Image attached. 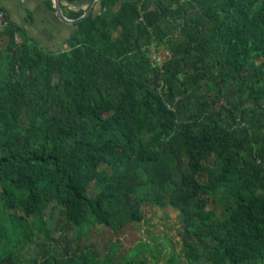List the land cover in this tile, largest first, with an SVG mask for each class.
Instances as JSON below:
<instances>
[{
  "label": "trees",
  "instance_id": "obj_1",
  "mask_svg": "<svg viewBox=\"0 0 264 264\" xmlns=\"http://www.w3.org/2000/svg\"><path fill=\"white\" fill-rule=\"evenodd\" d=\"M101 7L65 52L10 32L0 264L159 260L169 236L135 245L148 204L179 214L168 263L264 264V0Z\"/></svg>",
  "mask_w": 264,
  "mask_h": 264
},
{
  "label": "crops",
  "instance_id": "obj_2",
  "mask_svg": "<svg viewBox=\"0 0 264 264\" xmlns=\"http://www.w3.org/2000/svg\"><path fill=\"white\" fill-rule=\"evenodd\" d=\"M102 0H0V8L8 13L12 26L0 33V60L6 54L10 44V32L15 30L17 41H28L44 49L65 52L68 40L77 30V25L67 24L58 14L59 7L68 21H76L74 16H91L102 12ZM82 16V17H83ZM81 17V18H82Z\"/></svg>",
  "mask_w": 264,
  "mask_h": 264
},
{
  "label": "rangeland",
  "instance_id": "obj_3",
  "mask_svg": "<svg viewBox=\"0 0 264 264\" xmlns=\"http://www.w3.org/2000/svg\"><path fill=\"white\" fill-rule=\"evenodd\" d=\"M143 212L145 216V222L141 223L139 225L140 230L137 228L136 225L132 226L131 230H136L135 232V238L138 237L139 241L135 244L138 245L141 241L147 242V243H152L150 238H157L163 235L169 236L168 238H172L174 247H177V251H175L177 257H180V237L178 236L179 230H180V225L181 222L179 220V214L176 210H174L171 207H164L162 209L158 208L157 206H152V205H145L143 207ZM99 228L96 229L97 232H99ZM131 235L132 237L134 236L132 232L128 233L124 238L121 240V245L123 248V251L121 254V258L126 261L130 260L129 258H134L137 252H134L133 254H129L127 248L131 247V244L129 241L131 240ZM166 238V236L160 239H155L154 242L150 245L148 248V254L144 256V258L148 257L150 254L151 256H159V260L156 259H150L147 264H174L172 262H169V257L168 252L171 253V248L168 247V245H171L170 240ZM145 248L147 247L146 244ZM157 245L159 248L155 246ZM163 247V248H162ZM125 249V250H124ZM169 250V251H168ZM167 251V252H166ZM140 252V251H138ZM126 253V254H125ZM120 257V255H119ZM118 258V257H117ZM183 258V257H182ZM181 259V257H180ZM180 264H187L185 259L182 260Z\"/></svg>",
  "mask_w": 264,
  "mask_h": 264
},
{
  "label": "built area",
  "instance_id": "obj_4",
  "mask_svg": "<svg viewBox=\"0 0 264 264\" xmlns=\"http://www.w3.org/2000/svg\"><path fill=\"white\" fill-rule=\"evenodd\" d=\"M12 26L10 17L7 12L4 10L0 11V33L6 32L9 30ZM167 56L166 53H164L163 59ZM156 58V57H154Z\"/></svg>",
  "mask_w": 264,
  "mask_h": 264
},
{
  "label": "water",
  "instance_id": "obj_5",
  "mask_svg": "<svg viewBox=\"0 0 264 264\" xmlns=\"http://www.w3.org/2000/svg\"><path fill=\"white\" fill-rule=\"evenodd\" d=\"M58 14H59V16H60V18L63 20V21H66L67 22V24H70V25H77V24H79L80 22H82L83 20H85V19H88V18H90V16H91V9H89L87 12H86V14L82 17V18H80V19H78V20H76V21H68L66 18H65V16L63 15V13H62V11H61V9H60V7H59V4H58Z\"/></svg>",
  "mask_w": 264,
  "mask_h": 264
}]
</instances>
